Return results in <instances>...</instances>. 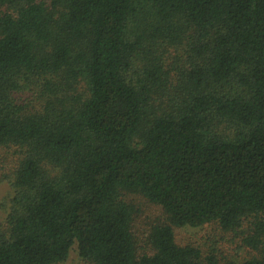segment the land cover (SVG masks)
<instances>
[{
  "label": "trees",
  "instance_id": "trees-1",
  "mask_svg": "<svg viewBox=\"0 0 264 264\" xmlns=\"http://www.w3.org/2000/svg\"><path fill=\"white\" fill-rule=\"evenodd\" d=\"M0 151V264H264V0H0ZM210 223L256 254L176 242Z\"/></svg>",
  "mask_w": 264,
  "mask_h": 264
},
{
  "label": "rangeland",
  "instance_id": "rangeland-1",
  "mask_svg": "<svg viewBox=\"0 0 264 264\" xmlns=\"http://www.w3.org/2000/svg\"><path fill=\"white\" fill-rule=\"evenodd\" d=\"M170 49L172 50V48ZM16 96L21 103L25 102L30 106H36L41 101V99L37 100L35 93L30 91L17 93ZM0 157V222H2L13 195L12 188L6 180V175L11 170L15 155L13 157L12 153L0 151ZM126 201L133 212L132 229L135 238L142 245L141 251L148 250V246L145 244V237L148 235L150 226L157 222H166V216L159 205L150 202L140 194L127 193ZM174 234L175 240L179 245L196 246L200 249L203 257L213 253L219 263L227 260L242 261L256 254L249 247L241 245V241L233 232L220 230L216 223L206 224L201 227H174ZM60 264H86V262L78 257L75 249H72L68 259Z\"/></svg>",
  "mask_w": 264,
  "mask_h": 264
}]
</instances>
